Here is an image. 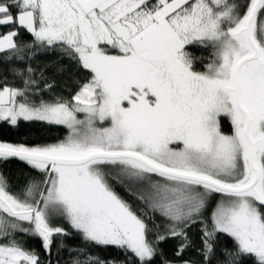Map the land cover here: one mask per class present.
I'll use <instances>...</instances> for the list:
<instances>
[{"label": "snow or ice", "instance_id": "obj_1", "mask_svg": "<svg viewBox=\"0 0 264 264\" xmlns=\"http://www.w3.org/2000/svg\"><path fill=\"white\" fill-rule=\"evenodd\" d=\"M49 50L87 73L68 99L46 98ZM38 122L67 135L0 141V164L35 173L0 171V264H61L73 234L74 264H155L167 239L162 264H264V0H0V125L39 137Z\"/></svg>", "mask_w": 264, "mask_h": 264}, {"label": "trees", "instance_id": "obj_2", "mask_svg": "<svg viewBox=\"0 0 264 264\" xmlns=\"http://www.w3.org/2000/svg\"><path fill=\"white\" fill-rule=\"evenodd\" d=\"M21 36H25L22 32ZM193 54L196 56H205L209 54L208 49L195 48L190 46ZM199 63V61H198ZM34 66L42 72L40 77L41 81H48L54 85V89L46 92L47 97H63L68 99L72 93L76 90V82L83 81L86 78V71H79L75 67V62L70 60L67 56L61 53L59 50H49L41 51L38 56L34 59ZM201 70H203L201 68ZM11 82V81H10ZM41 128V135L37 137L35 133L29 135H17L15 134L16 130H9L4 125H0V141L10 142V143H26L30 144L34 140H38L40 144H51L57 143L60 140L64 139L67 135V129L58 125H47L43 122H38ZM224 131L228 132L230 124L225 127L222 125ZM0 171L9 178L10 182L14 185H23L25 180L31 176L35 175L31 169H29L24 163L18 160H10L6 163L0 164ZM117 192L127 200L134 209L142 210L141 202L133 195H129L127 191L120 185H116ZM151 216L152 213H149ZM157 221L160 222L162 218L159 217V214H155ZM148 223L151 225L152 221L149 220ZM67 227V226H64ZM157 229L153 227L152 234L150 238L154 237ZM190 235L193 240L197 243L199 241V230L197 227H193L189 230ZM18 239L21 240V243L27 244L31 248H35L40 251L41 257H43V251L40 249V243L38 240L20 236ZM64 244L65 247L61 250L60 260L61 264H74V261L78 258L76 252L73 249H80L84 247L83 241L77 234H73L70 237H65ZM228 247H231V241L227 238H223L222 241ZM178 244L176 239H167L163 241L159 248L163 253L162 257H157L155 264H162L163 260H171L173 258L174 251ZM86 251L93 253L95 256H98L100 259H112L116 258L118 260H123L124 256L116 249L101 250L100 248H88ZM131 254H129L130 256ZM189 255L195 258V253H190ZM131 264V261H129ZM248 264H251L249 261Z\"/></svg>", "mask_w": 264, "mask_h": 264}, {"label": "rangeland", "instance_id": "obj_3", "mask_svg": "<svg viewBox=\"0 0 264 264\" xmlns=\"http://www.w3.org/2000/svg\"><path fill=\"white\" fill-rule=\"evenodd\" d=\"M63 127V126H62ZM218 198V196H217ZM217 198H214L213 201H212V205L214 206V204L217 202ZM62 226H67L66 224H63Z\"/></svg>", "mask_w": 264, "mask_h": 264}]
</instances>
